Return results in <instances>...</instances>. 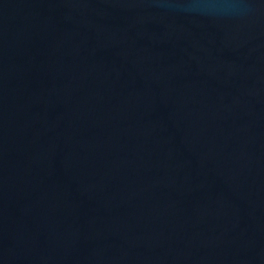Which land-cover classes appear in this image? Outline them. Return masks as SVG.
Wrapping results in <instances>:
<instances>
[{"label":"water","instance_id":"1","mask_svg":"<svg viewBox=\"0 0 264 264\" xmlns=\"http://www.w3.org/2000/svg\"><path fill=\"white\" fill-rule=\"evenodd\" d=\"M0 264H264V0H0Z\"/></svg>","mask_w":264,"mask_h":264}]
</instances>
